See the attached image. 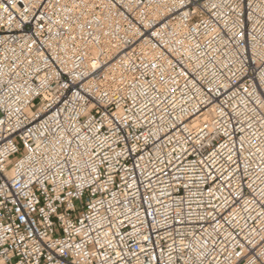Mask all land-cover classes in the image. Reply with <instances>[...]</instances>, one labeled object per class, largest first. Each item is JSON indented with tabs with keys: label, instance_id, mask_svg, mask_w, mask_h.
I'll return each mask as SVG.
<instances>
[{
	"label": "built area",
	"instance_id": "built-area-1",
	"mask_svg": "<svg viewBox=\"0 0 264 264\" xmlns=\"http://www.w3.org/2000/svg\"><path fill=\"white\" fill-rule=\"evenodd\" d=\"M0 264H264V0H0Z\"/></svg>",
	"mask_w": 264,
	"mask_h": 264
},
{
	"label": "rangeland",
	"instance_id": "rangeland-1",
	"mask_svg": "<svg viewBox=\"0 0 264 264\" xmlns=\"http://www.w3.org/2000/svg\"><path fill=\"white\" fill-rule=\"evenodd\" d=\"M1 116V115H0Z\"/></svg>",
	"mask_w": 264,
	"mask_h": 264
}]
</instances>
